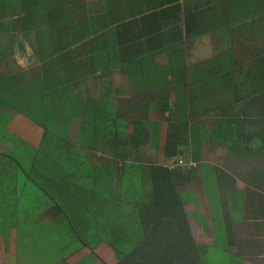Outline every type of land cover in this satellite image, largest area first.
Returning <instances> with one entry per match:
<instances>
[{
    "label": "crops",
    "instance_id": "crops-1",
    "mask_svg": "<svg viewBox=\"0 0 264 264\" xmlns=\"http://www.w3.org/2000/svg\"><path fill=\"white\" fill-rule=\"evenodd\" d=\"M108 2L111 3V0H0V119L8 123L27 121L24 116L17 113L13 105H10L14 104L23 95H26L28 91L31 92L32 88L54 94L66 87L68 93L66 102L69 104L84 103L88 105L93 102L101 104L102 117L100 120H108L110 116H114L113 114L120 113L119 117L126 125L129 122L139 120L143 123L149 122L150 119L167 121L165 118L159 119V114L164 111L174 110L172 107V103L176 98L174 92L175 90L180 92L183 89L185 91L187 81L181 83L177 89H175L177 87L176 84L154 82V66H152V71L150 72L153 76H151L150 84H144L143 88H140L141 80L137 77L138 66H135L133 72L127 73V76L125 69L122 68L115 71L108 69L105 71L98 70L91 77L92 69L95 67V63L92 61L86 68V71L92 70L89 72L90 76L88 79L80 83H72L74 80L71 78L75 76L74 72L69 78H65V68L68 62L65 59H61L60 56L68 54L69 49H71L69 54L75 55L76 53L72 51L75 47L63 49L56 46L54 42L59 40L60 42H70V39L82 37L79 23L83 15H88L89 18L96 20L99 26L105 32H109V35H113V37L112 28H105L111 22H114L118 27L127 26L122 29L123 39L132 40L131 38H135L136 40H143L149 36L148 31H152L155 27L152 26V19L162 10L169 8L170 12L163 22L174 24L175 21H179L181 24H186L185 32H180L177 36V39L183 40L182 46L178 49L181 50V53H184L182 57L188 67L194 70V77L197 76V72L201 69L205 71V66L211 70L212 64L225 51L233 52V55L236 54L237 59H242L241 62H243L242 64L245 68H243V72L246 71L247 66L260 64V71L264 75V68L261 65L262 62L264 63V0H174L173 2H164V0H139L138 2V0H135L132 3L122 1L120 4H109ZM172 8H177V10H172ZM64 9H69L72 14H75L70 25L71 30L68 31L65 27L58 29V24L64 18ZM254 13L257 14V17H254ZM250 15H253V17H249ZM105 16H109L110 19L102 22V18ZM242 20L243 22H241ZM187 24H198L201 30L196 27L192 29V33L201 32L202 35H193L191 39L187 38L186 33L190 28ZM75 25L78 26L77 31L74 30ZM75 31L76 35L74 34ZM113 37H110V39ZM83 38L88 40L95 39L90 34L89 36L85 34ZM175 40V37L169 33L161 43H156V45L167 48L175 44ZM225 40H230L233 44L228 46L225 44ZM220 42H224V44ZM234 42H239L237 44L238 47H236ZM197 48L202 49L204 57L192 56ZM140 50L138 48L135 54L140 55ZM106 52L107 50L105 49L101 53L106 54ZM133 54L132 50L127 53L130 57ZM155 54L156 65H169L168 58L171 55L169 51L164 50L162 53ZM123 55H126V53H123ZM70 63L71 65L75 64L72 61ZM78 64L77 71L80 70V59H78ZM158 69L156 67L157 72H159ZM213 69V71H220L217 66ZM144 71L147 72L146 70ZM207 75H210V73L207 72ZM244 81L242 80V82ZM257 83V80H255L253 88L259 87ZM202 88L203 86L199 84H195L193 89L189 88V91H193V100L191 101L193 105L192 115L189 114L191 111L183 108L184 114L177 113L178 117L175 119L177 122H181L179 120L185 118L186 115H188V118L191 117L194 121L192 127L196 135L199 138L204 137L205 140L199 139L200 142L198 144H193L191 136L194 134L189 133L190 125L188 128L189 132L187 131L189 141L187 145L182 146L180 154L173 156L164 155L161 152L162 148L157 149L152 141L144 140L143 136L139 137L135 142V148L133 149L135 153L132 159L131 154H129L130 143L123 140L120 141L121 144L117 154L116 142L113 138L115 132L112 131L111 127L107 128V123L101 124L98 122L100 140L94 145V149L87 148V153L91 152V159L87 163L88 172L84 171L82 173L80 165H78L74 169L70 167L66 173L59 175L58 171H55L57 164L54 161L43 160L41 161L43 176L46 179L56 177L57 182L60 178L59 182L66 191V197L63 195L61 197L68 199L69 196L67 194H70L72 198L80 202L76 193L85 191L88 188L90 191L96 190L93 187V182L95 180L97 182V179L103 185L101 189H108V192L111 191L113 187L111 182L114 176L121 177L123 172H125L123 169L124 164L133 165L140 169H144L145 166H167L179 173L180 178L175 176L172 181L177 185V192L182 194L180 199L184 197L189 202L190 197L193 195L200 200L202 207L193 206L190 202H186L183 207L188 231L193 240L194 232H197L196 234L201 239L206 240L207 238L206 243L198 246H215L217 241L220 240L219 238H221L223 240L222 251L230 253L232 264H264V159H259V156H264V133L257 135L258 133L250 134L249 132L246 134V139L242 137L245 131L240 133L236 137L237 139L232 142L234 145L239 146L238 150H230L223 144L212 142L219 151H228V156L233 158L236 163L238 161H241L243 165L247 163L243 167L245 178L241 181V185L235 177L230 178L226 175L224 169H220L219 166L206 163V160H196L191 157V154H188L192 149L196 150L197 148H201V152L205 151L206 149H202V147L206 142H210L207 140V136L211 132L213 124L205 126L203 122L210 117L214 120L213 117H217L219 112L216 110L206 112L207 109H211L213 105H221L219 110L221 112L224 111L223 105H226L229 109L240 108L250 102H243L244 100L262 99L264 97H256L264 95L251 96V92L244 94L243 98L237 95L238 102L233 103V97L229 92L222 90L212 95ZM181 97L182 94L178 98ZM131 102L136 105L133 106ZM174 102H179L178 104L182 102L184 104L189 103L188 99L183 98ZM114 104H119V107L113 106ZM162 109L165 110L162 111ZM222 113H220L222 117L226 118ZM250 115L256 118L255 114L250 113ZM237 116L238 114L235 112L234 117ZM126 125L122 126L121 132L124 136L130 137L132 127L130 126L127 129ZM27 126L36 132V138H39V140H37L34 148H38L39 144H41L42 133L32 128L35 126L31 122H27ZM167 126V123L163 124L161 135L168 133ZM80 131V124L71 118L66 138L68 147L77 148L82 145L75 143V137L78 134L80 135ZM20 132L25 136L24 129H21ZM148 135L150 136L151 134ZM83 136L84 133L79 138V141H82ZM164 140L161 141V145L164 144ZM201 142L202 144H200ZM15 144L14 141L9 140L3 142L2 145L0 143V167L8 164L11 169L12 163L20 167L17 160L16 163V161L5 160L2 157L4 153L16 159L9 154L12 149H15ZM210 147L213 146L210 145ZM131 148H133L132 145ZM219 151H215L217 155ZM186 155L190 159V164L186 160ZM253 157L256 158V161L253 160L254 166L251 168L250 165L253 164H250L251 161L249 159ZM180 160L182 161V166L179 165ZM117 163H119V167L116 166ZM171 164L172 166H170ZM192 164L194 166L190 167ZM201 164L207 165L208 168L212 166L216 170V182L220 196L216 198V206L212 214H210V210L207 207L202 186L203 168ZM74 174H77V176L69 183L70 177ZM137 174L141 179H145L143 170L137 169ZM126 176L128 177V174ZM119 182L123 184L122 178ZM3 190L4 193L2 195ZM106 196L110 197L109 194H106ZM0 197H2L0 201L13 202L12 205L4 204L0 206V229L3 233V236L0 235V264H17L15 250L19 243L17 235L18 223L13 221L9 228H5L7 224L6 221L1 220V216H3V212L11 215L13 213L11 206H14L16 210L18 202L23 200L21 195L16 193V189L10 187L1 188ZM65 206L68 210L70 209L67 202ZM46 207V213L36 220L41 224L45 221L47 223L53 222L63 213V210L55 201L53 206L48 207L46 204ZM74 207L76 210L80 209V206ZM143 209L144 207L142 206L141 210L143 211ZM68 213L69 215L84 218L87 221L82 228V239L86 247L83 252V258L87 259V264H96L97 261L103 264L102 257L108 260L113 258L110 260L112 264H118L119 260L114 254V244L109 235H104V237L100 238L99 244L93 245V241L97 239L94 233L96 231L109 233L108 226L102 223L100 219L95 222L93 221L94 219L88 220L89 216L94 215L91 213L79 214V211L72 214L68 211ZM42 217L43 219H41ZM101 217L103 216L101 215ZM214 222L217 225H214ZM24 227L26 228V225ZM169 229L172 230V227H169ZM50 230H52V227ZM50 230L49 235L54 236L55 233L53 234ZM87 231L90 232L89 243L85 239ZM23 232L21 241L27 244L33 240V228H26ZM149 233H152L150 228ZM153 235L161 239L163 238V230H159ZM62 248V244L55 247L54 251L51 247L47 257L39 264H79L83 260L81 259L77 263L68 262L63 255ZM87 250L90 254H85ZM78 251H82V248ZM140 252L142 255L143 251ZM57 256L62 257V259L56 261L55 258ZM186 263L189 264L191 262L189 260ZM194 263L204 264V261L196 259Z\"/></svg>",
    "mask_w": 264,
    "mask_h": 264
},
{
    "label": "trees",
    "instance_id": "trees-1",
    "mask_svg": "<svg viewBox=\"0 0 264 264\" xmlns=\"http://www.w3.org/2000/svg\"><path fill=\"white\" fill-rule=\"evenodd\" d=\"M122 1L132 3L135 0H111V3L120 4ZM173 1L174 0H164V2ZM168 9L169 8L162 10L156 16L154 14L155 17L151 22L152 26L155 27L152 31H148L149 36L143 40H136L135 38H131L132 40L123 39L122 29L126 28L127 26L118 27L114 22H111L109 25L105 26V28H112V32L114 34L113 37V35H109V32H105L99 26V23H97L96 20L89 18L88 15H83L79 23L80 30L82 31V37L78 39H70V42H60V40L58 42H54L56 46L63 49L72 46L75 47L74 50H72L76 53L75 55H70L69 52L71 49H69L68 54L60 56L61 59H65V61L68 62L65 68V78H69L72 75V72L75 73V76L71 78L74 80L72 83H80L83 80L88 79L90 76L89 72L92 70L91 77L98 70L105 71L108 69L115 71L117 69L123 68L125 69L127 76V73L134 71L135 66L139 67L137 77L141 80L140 88H143L144 84H150L152 76L150 72L152 71V66L155 67V69H153L154 82L158 81L161 84H176L177 87L175 89H177L181 83L187 81L186 90L184 91L183 89L180 92L179 90H175L174 96L178 98L182 94L181 98L188 99L189 103L184 104V102H182L180 105L178 104L179 102L175 103L174 101H177L181 98H175L172 103L174 110H169V112H167L164 111L165 109H162L164 112L159 114V119L165 118L167 121H154L152 119H150V121L147 123L132 121L129 125H132L134 130L130 137L124 136L121 132L122 126L126 124L119 123L115 117L111 119L113 122H107V128L112 126L116 128L113 138L116 142L115 145L117 154L121 144L120 141L123 140L124 142L130 143L129 154H131V159L135 153L133 150L135 148V142L141 136H143L144 140L152 141L157 149L162 148V154L168 156L180 154L182 152V146L187 145L189 141V135L187 134V131L189 132L188 128L190 125L189 133L195 135L194 137L191 136L192 140L194 141L196 136L198 137L194 128L192 127L194 121L191 119V117L188 118V115H186L185 118H181L182 120H179L181 122H177L175 119L178 117L177 113L182 115L184 114L183 108H186L187 111H191L189 114L192 115L193 105L191 101L193 100V91H189V88L193 89L195 84L203 86L202 89L206 92H210L212 95H215L222 90L229 92L232 97L234 95L235 97L239 95L243 98L247 91L252 93H250L251 96L257 94L264 95V75L260 71V64L247 66L246 71L243 72L242 70L245 68L242 64L243 62H241L242 59H237L236 54L233 55V52L225 51L214 62V64H212L211 70L205 66V71L204 69H201L199 72H197V76L200 77H194V70L188 67L185 59L182 57L184 53H181V50L178 49L182 46L183 40L177 39V36L180 32H185L186 24H181L179 21H175L174 24L163 22L167 14L170 12V9ZM172 10H177V8H172ZM63 15L64 18L58 24V29L65 27L67 31L71 30L70 25L72 23V18L75 17V14H72V11L69 9H64ZM249 17H253V15H250ZM254 17H257L256 13H254ZM109 19V16H105L102 18V22H105ZM241 22H243V20ZM187 26L190 27L186 33L187 38L191 39L193 35H202L201 32H198L197 34L195 32L192 33V29L196 27L198 30H201V27L199 28L198 24H187ZM77 28L78 26L75 25L74 30L77 31ZM76 31L74 33L75 35ZM169 33L175 37V44L167 48L156 45V43H161ZM85 34L86 36H89L90 34L95 39H85L83 38ZM110 37L113 38L110 39ZM225 41V44L228 46L233 44V42H230V40ZM220 43L224 44V42ZM234 43H236V47H238L237 44L239 42ZM138 48L141 49L140 55L135 54V51ZM105 49L107 50L106 54L101 53ZM130 50H132L134 53L131 57L127 55ZM164 50L171 53L168 58L169 65H156L155 53H162ZM123 53H126V55H123ZM78 59H80L79 71H77V65H79ZM70 61L74 62L75 64L71 65ZM92 61L95 63L94 69L86 71L87 66ZM261 65L264 68L263 62ZM216 66L220 71H213V68ZM156 67L159 68V72H157ZM207 72H209L210 75H207ZM242 80L245 81L242 82ZM255 80L258 82V88H253V83H255ZM66 97H68L66 87H63L61 91L54 94L42 92L40 89L32 88L31 92L28 91L26 95L20 97V99L10 106L13 105L15 110H17V113L24 116L27 122H31L35 127L40 128L39 132L42 133V138L41 144H39V146L41 147L43 144L48 142L49 137L57 138V132H60L63 130L64 126H66V124L61 120L65 109H74L76 114L82 116L83 120L86 121L85 123L87 124L82 145L86 148L88 146H94L97 141L100 140L99 123L97 122V119L102 117V105L99 103L96 104L95 102L88 105L84 103L69 104L66 102ZM236 102H238L237 97L235 101L233 99V103ZM223 107V113L219 111L221 109V105H213L211 106V109L206 110V112H209L210 110H216L219 112L217 117H222L220 113L226 117H214L213 128L207 136V140L210 142H214L215 144H223L230 150H238L239 146L234 145L232 142L237 139L236 137H238L240 133L245 131V134L243 133L242 136L243 139H246V134L249 132L250 134L258 133L257 135L264 133V127L261 126V120L251 117V115L249 116L250 113L247 111L246 105L234 109H229L226 107V105H223ZM235 112L238 114L237 117H234ZM68 115L69 119L71 120L72 113L69 110ZM89 119L96 122L92 124L93 122L91 123L90 121V125H92L89 126ZM108 121H110V119H108ZM164 123H167L168 125V133L166 135H161ZM129 125H126L127 129H129ZM148 134L151 135L149 136ZM199 139L205 140L204 137H200ZM162 140H164L163 145H161ZM131 145L133 148H131ZM2 157L16 161V159L11 158L4 153L2 154ZM44 160L54 161L49 157ZM33 161L34 163L32 164L31 169H36L39 171L40 166H38V163H41V160L39 158H34ZM54 163H56V161H54ZM116 166L119 167V163H117ZM201 166L203 168L202 186L204 195L206 198L207 207L210 210V214H212L216 206V198L220 196L218 192L219 187H217L216 182V170L212 166L210 168H208V166L205 167V164H201ZM80 168L82 173L84 171L88 172L89 169L87 164H80ZM123 169L125 172H123L122 176H114L113 181H120L122 178L123 193L125 194L126 200L124 199L121 202H123V204L129 208V211L126 212V215H128V213H132L133 215L131 220L132 225L134 226L135 237L132 236V238L133 240L137 241L136 255H138L139 258V264H163L164 262L166 264H188L186 263L188 259L191 263L197 264L194 263V261H196V259H202V254L204 250H206L207 246H196L193 243L190 232L188 231L183 210L187 200H185L184 197L183 199H180V195L182 194L177 192V185L172 181L175 176L180 178L178 171L172 170L164 165L145 166L144 169H140L133 165L129 166L124 164ZM137 169L144 171V180L138 176ZM66 172L67 170L63 171L61 174ZM126 174H128V177ZM102 186L103 185L101 181L98 179L97 182L96 180L93 182V187L96 188V190H99L100 193L110 195V197H107V199L104 201L106 204L107 200L113 199L114 195L117 193L113 187L112 190L108 192V189H101ZM199 201L200 200H198V198L193 195L189 199V202L193 206L202 207ZM142 206L144 207L143 211L141 210ZM102 212H105V210ZM141 214L144 215L141 216ZM102 216L103 217H101L100 214H94L87 218L88 220L94 219V222L97 219H100L102 223H105L108 226L107 228L109 233L100 231H96L94 233L97 237V240L100 241V238L104 237V235H113L117 240H121L122 237H124L121 226L115 222V219L113 220L112 218H107L105 217V214ZM214 225L217 224L214 222ZM169 227H172V230H170ZM149 228L150 231H152L151 234H148ZM159 230H163V238L155 239L153 234L157 233ZM114 247L115 248H113V251L116 258L119 260L118 264H124V261H127L128 264H136L135 257H133V261L135 262L132 263L131 258L125 255L122 250H118L117 248H132V245H126L122 243L121 245L115 244ZM140 251H143L142 255ZM83 256L84 254L82 251H78L77 253L75 252L74 254H71L65 258L68 262L77 263L83 258Z\"/></svg>",
    "mask_w": 264,
    "mask_h": 264
},
{
    "label": "rangeland",
    "instance_id": "rangeland-1",
    "mask_svg": "<svg viewBox=\"0 0 264 264\" xmlns=\"http://www.w3.org/2000/svg\"><path fill=\"white\" fill-rule=\"evenodd\" d=\"M203 54L204 53L202 49L197 48L193 52L192 56L202 58L204 57ZM247 93H250V91H247ZM262 97L264 96L256 98ZM233 99L234 101L236 100L235 95L233 96ZM243 102H249L246 104L247 111H249V113L255 114L256 119H260L262 123L261 126L264 127V98L256 99L253 101L244 100ZM131 103L133 106L136 105L133 102ZM113 106L119 107V104H114ZM68 110L72 113V120H75V122L79 123L81 126L80 135L78 134L75 137V143L81 145L84 141L85 135L83 136L82 141H79V138L84 132H86V121L83 120L82 116L76 114L74 109L70 108ZM68 110L67 108L65 109V112H63V117L61 119L66 124V126H64L63 130L57 132V138L49 137L48 142L43 144L42 147L39 146L38 148L34 147H36V143L39 138H36V132L32 131L30 127L27 126V121H14L8 123L0 119V143L2 145V143L6 140L14 141L16 143L14 147L15 149H12L9 154L15 157L18 161V164H20V167H18L17 165L12 163L11 169L9 168L8 164H5L3 167H0V189L3 187L15 188L16 193L18 195H21V199L23 200L18 202V207L16 208V210L14 206H11V208L13 209V213L11 215H9L7 212H3V216H1V220L6 221L7 226H5V228H9L13 221H16L18 223L17 235L19 243L18 247L15 250L17 254V264H39L43 259L47 257V254L50 252L51 247L54 251L55 247H58L61 244L63 245L62 251L64 257L74 254L75 252L80 250V248H82V253L86 250L82 239V228L84 227L87 221L84 218L75 215H69L68 211L71 214L77 211H79V214H105V217L112 218L113 220L115 219V222L121 226V230L124 233V237H122L121 240H117L112 235L110 236V239H112V243L114 245H121L122 243L126 245H132V248H117L118 250H122L125 255L130 257L132 263L136 261V264H139L140 261L136 255L137 241L133 240L132 238V236L135 237L134 226L132 225L131 220V217H133V215L132 213H128V215H126V212L129 211V208L124 205L123 202H121L124 199L126 200L125 194L123 193V184H121L119 181L111 182L117 194L114 195L113 199L107 200L106 204L104 202L107 199L105 193H100L99 190H93L91 192L89 188L85 191H79L76 193V196L80 199V202H78L76 201V199L72 198L70 194H67V196H69L68 199L64 198L66 197V191L62 184L59 182L60 178L57 182L56 177L46 179L43 176V169L41 163H38V166H40L39 171H37L36 169H31L32 164L34 163V158H39L41 161H43L44 159L49 157L56 161L57 165L55 171H58L60 175L63 171L68 170L70 167L74 169L75 166H78L80 164H87L88 161L91 159V152L89 151V153H87V148H89V146L86 148L81 145L77 148H71L66 145V138L68 135V130L70 128L71 121L69 119ZM119 114L120 113H115L113 114L114 116H110V121L104 119L100 120V118H98L97 122L101 124L107 122L111 123L113 122L111 119L115 117L119 123L126 124L121 121ZM90 121L91 123L93 122L92 124L96 122L89 119V126L92 125H90ZM130 123L131 122H129L128 125ZM203 123L205 126L213 124L212 117H210ZM32 128H34L38 132L40 130V128L37 127ZM21 129L25 130V136L21 134ZM111 129L113 132L116 130V128L113 126L111 127ZM133 130L134 127L132 126L130 131L133 133ZM192 136L194 137V135ZM198 142H200L199 137H197L193 141V144H198ZM200 144H202V142ZM210 145L213 147H210ZM90 148L94 149L95 147L91 146ZM202 149L206 150L201 152V148H197L196 150L192 149L191 152L188 154H191V157L196 160H206V163H212L215 166H219L220 169H224L226 175H228L230 178L235 177V179L241 185V181H243L245 178V176L243 175V167L247 163L245 165H243L241 161H238V163H236L233 158H230L228 156V151H219L218 149H216V147H214V144L212 142H206ZM215 151H219L218 155ZM259 159H264V156H259ZM186 160L188 161V164H190V159L188 158V155H186ZM249 160L251 161L250 164H253V160L256 161V158L253 157ZM170 166H172V164ZM190 166L194 165L192 164ZM250 166L252 168L254 164ZM205 167H207V165H205ZM76 176L77 174L72 175L69 179V183H71V181L74 180ZM3 193L4 190L2 191V195ZM62 195L64 197H61ZM54 201L58 206H60V208L63 210V213H61L59 217L53 220V222L47 223V221H45L41 224L36 221L37 218L43 216V214L46 213V204L48 205V207L53 206ZM0 202V206L4 204H13L12 201L1 200ZM66 202L70 207L69 210L65 206ZM74 206H80V209L76 210ZM104 210L105 212H102ZM66 211L68 215L66 214ZM41 219H43V217ZM24 225H26V228L28 229L33 228V240L29 241L27 244L21 241L22 234L24 233L23 230L26 229ZM51 227L52 230H50ZM39 230H41V232H39ZM49 230L52 231L53 234L55 233V235L50 236ZM5 233L8 234L7 232ZM196 233L197 232H194L193 234V243L195 245H201L207 242V238L206 240L201 239ZM0 235L3 236L1 229ZM89 236L90 232L87 231L85 239L88 243L90 242ZM155 239L158 238L155 237ZM219 239L220 240L217 241L215 246H207L206 250H204L201 259L204 261V264H232L230 253L228 251H222V248L220 246H223V240L221 238ZM99 243L100 241L97 239L93 241L94 246ZM87 253L90 254L88 250L85 252V254ZM133 257L136 258L135 261H133ZM55 259L56 261H60L62 257L57 256ZM82 259L83 260H81L79 264H87V259ZM112 259L113 258H110L108 260L102 257L103 264H112V262L110 261ZM96 264L100 263L97 261ZM124 264H128V262L124 261ZM163 264L166 263L164 262Z\"/></svg>",
    "mask_w": 264,
    "mask_h": 264
},
{
    "label": "clouds",
    "instance_id": "clouds-1",
    "mask_svg": "<svg viewBox=\"0 0 264 264\" xmlns=\"http://www.w3.org/2000/svg\"><path fill=\"white\" fill-rule=\"evenodd\" d=\"M180 166H182L183 164H182V161L180 160V164H179Z\"/></svg>",
    "mask_w": 264,
    "mask_h": 264
}]
</instances>
